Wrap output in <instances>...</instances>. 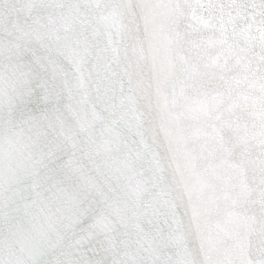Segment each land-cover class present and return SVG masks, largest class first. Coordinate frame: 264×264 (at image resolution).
Here are the masks:
<instances>
[{
  "label": "snow or ice",
  "instance_id": "6c2138e0",
  "mask_svg": "<svg viewBox=\"0 0 264 264\" xmlns=\"http://www.w3.org/2000/svg\"><path fill=\"white\" fill-rule=\"evenodd\" d=\"M0 264H264V0H0Z\"/></svg>",
  "mask_w": 264,
  "mask_h": 264
}]
</instances>
